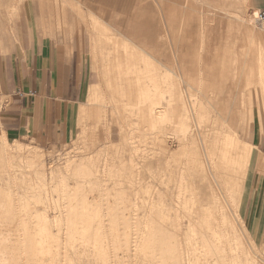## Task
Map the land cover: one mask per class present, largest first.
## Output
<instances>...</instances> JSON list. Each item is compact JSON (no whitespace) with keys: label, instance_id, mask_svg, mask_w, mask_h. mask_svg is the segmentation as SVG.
Returning a JSON list of instances; mask_svg holds the SVG:
<instances>
[{"label":"bare ground","instance_id":"bare-ground-1","mask_svg":"<svg viewBox=\"0 0 264 264\" xmlns=\"http://www.w3.org/2000/svg\"><path fill=\"white\" fill-rule=\"evenodd\" d=\"M199 2L201 3V6H202L203 4H205L206 0H199ZM256 19L259 22H262V23L264 22V20H261L259 18L258 13H257ZM141 23H143L142 20H141ZM103 29L106 31L109 30L106 27H104ZM123 35L124 34L120 30H117V32L115 34H113V37L109 38L107 40V41L112 42V43H109V42L108 43L111 44V46L113 45V50H114V52H116V57L113 58V59H115V62L114 63L111 62V63H113L112 65H113V67H115V68H113L116 72L115 76L116 77L118 76V78L114 77L113 81H111V82H115V84L112 83L114 86L113 87L109 86V87H111V89L113 88L114 93H115V91L116 92L118 91L120 93V98H128L129 99L128 101L121 99V101H122V104H124V106L129 105L130 110L126 111V113L136 115L137 121H135V119H134L136 124L140 123V125H141V123H147V125H149V128L154 127L155 125H159V124H165L166 126H167V124L168 125L172 124V125H174V127H175V125L180 126V128H182V130L184 128V130L181 134H177L175 136V134L172 133V134H174V136L173 135L172 136L175 137L177 140L175 138L173 139L171 136L172 139L170 141L167 140L168 141V143H167L166 139H165L164 141L166 143L163 144L164 147L160 151H163V154L164 155L167 154V155H169V157L170 156L172 157L174 154H175L174 156H176L177 152H182V151L185 152V153H183L184 156H185V154H191L194 157H192L190 155L191 156L190 158H193V159L195 158L194 160H196L195 161L196 162L195 164L197 165L196 169L198 167V169L200 170V171H198V169H197L198 173L194 174V176L198 177V179L196 178L197 180H195V177L193 178L192 174L190 173L191 167L188 166L185 161H183L185 158L188 157V155L184 159L181 158L182 159L181 161H183V162H181L180 165L178 164V166L176 168V177L173 179L174 187L176 188L175 189L176 190L175 196L169 197L170 205H168L166 203L167 205L165 206L166 207L165 209L163 208L162 204H163L164 199L167 196V194L165 192L161 191L159 188H155V190L152 189L149 191V194L147 196L148 198L146 199L147 202H149L150 204L153 202L152 193L155 191L156 202L158 203V206L155 208L156 212L154 215H152V210H150L148 212L149 213L148 215L150 217V219H148V220L153 221V219H155V218L161 219V217H163V219L164 218L165 219H171L168 221H170V222L172 221L174 224V227L172 226L174 228V230L172 228L173 233H171V230H169L171 226L169 227V229L165 227V225L167 226L168 222H166L167 224H165V225L162 223L160 224L158 222H152V221H151V223H148V220H145V218L148 217V215H145L146 213H144V215H145L144 217L142 216V218H144L143 223L145 221H147L143 225H145L147 227H153V229L151 230V228L150 229L148 228L146 230V232L144 231L145 236L147 238L144 237L145 238L144 239L143 237H141L142 239L141 238L140 239L145 240V243H144V241L139 242V240H140V239H138L139 235L137 236V233H139V231L141 230V228H140V230L138 229V227H139V225H141V223H139L140 221L134 222L133 218H135V219L137 218L136 220H138V215L135 212L133 214H129L126 217L128 219H133V222L130 224L131 229H132V233L130 232L131 236L129 234V237L126 236L128 234L127 232L122 231L127 227V225H126V227L124 229H122V227L126 224L125 221L122 222V220H121L122 218H124L123 215H121V214L118 215L117 213L113 214L114 213L113 212L112 214L114 215V218H116V220L110 221V223L105 224L103 221H104V219L108 218V213H106V209L109 208L108 206H111V205L109 204L110 202L107 198L108 197L107 195H110L108 193L109 189L108 190L104 189L102 191V193L99 191L100 196L98 199H95L93 196L87 197V195H85L83 193L81 194V196H79L78 199L80 201L81 206L84 208L86 207V209L81 208V206L79 208H76L75 210L72 209L71 207H69V208H67V207H58V208L55 207V209H58V212H57V214L55 213L53 215V217L54 218L57 217L60 220L59 223L62 222L61 223L62 227L60 226V224H58L61 227V230L63 229L60 232L61 234H59L60 236L56 235V239L53 238L54 239L53 241H51L49 238L48 240H50V242H51L50 246L40 245L39 243L35 244V245L33 244V246H32L31 243H36L37 240H36V238L35 239L33 238V237H35L33 235V233H31L27 230H24V232H23V226L26 225L27 223L24 221V220H26V216L23 215L25 212L23 214H21V212L23 209L25 210V208L22 206L23 209L21 210L20 207L18 206L19 203H17L18 202L17 197L19 198V196H16L18 194L17 191L16 190L12 191L14 193V196L12 198V197H8L6 195L5 191L0 190V215H1V217L4 218V221L10 220L9 222L12 221L13 223H15L14 221H16L18 223V224H16V226L18 225V227L20 225H22V227H19L18 230L21 228L24 237L20 238V239H22V241H24L25 243L31 245V246H29V245L27 246V244H26L22 247L21 245H19L16 242L19 246L18 245H17V247L13 246L14 244H12V246H11L10 245L12 243L10 241L11 239L7 241L6 238H9V236L6 234V236H8V237L4 238L5 237L4 236V237H2L3 239L1 238L2 240L0 239L1 240L0 243L2 244V245H0V253H2V254H0V264H55L56 261H57L56 264H71L72 258L71 259L69 258V257H71L70 254H69V256L67 255V253H68L66 251V250H68V248L66 247L67 245L66 246H65V244L60 245L61 241H64L65 238L67 237L66 235H69L71 237L72 234L78 233L80 235V238L78 240L82 241V243H83L87 239H91V237H93V236H98V235L102 234L103 236H101V239H102L101 241L103 242L104 240H106V242H107L108 240H111L109 235H110V232H112L109 230L110 228L108 229V227H109L108 225L114 226L115 227L114 230L117 229V231H116L117 234L114 233V235L118 236V237L117 236L116 237L119 239V241L116 240L117 238L115 239L118 244L121 241L125 242L124 240L127 239L126 240L127 242H125L126 244L127 243L129 244V245H126L127 248L131 249V247H132V249L135 250L136 248H138L140 243L143 242V244L140 245L139 247L141 248V246H142L144 248H141V249L138 248V250L142 251V249H144V251H142L145 255V257H142V258H144V259L146 258V262H144V264H264L263 257L260 254H258L252 246H250L251 250H247L239 242L238 238H236L235 230L233 229V227L231 225V221L229 219L230 217H229V214L226 210V207H227L229 209V211H232L234 213V215H237L236 210H237V205H238V200H239V194L241 191L239 179L241 178V172L244 169L243 168L241 170V168H242L241 163H242V161L245 163V160H247V159H245L246 154L250 152V149L249 150L247 149V146L245 143L244 144H245L246 148L245 147L241 148L243 146L242 145L243 142L241 143V141H239V139L237 138V136L235 135V132H234V124H235L236 118L234 117L233 114H236L239 110L237 111V109H236V110L232 111V110H229V108L231 105H237V106L241 105V107H242L241 110L244 111V114H246L245 113V109H246L245 107H247L248 103L251 101L250 96H249V99L246 102V100H245L246 92L250 87H254L255 92H260L261 94H264V78H174L178 74L184 75L185 72L187 74H189L188 73L189 67L187 68V66H188L187 61L183 62V65L178 64L179 67L177 65H175L178 67V69H175L176 67L174 68V66H173V68H171L170 66L161 63V61L158 63L157 56L154 54L155 50H156V42H155V45L151 42V41H153V40H151L152 37H150V39L148 41H146L151 45L144 43V46H143L142 39H141V41H139V42H141V44H137L138 42L134 41L135 39L125 38ZM98 36H100V35H98ZM100 37L104 40V42L106 41L104 39V36H100ZM99 43H101V41ZM109 44H107V45H109ZM152 45H154V46H152ZM105 46H106V42H105ZM102 47H103V45H102ZM108 48H109V46H108ZM107 50H109V49H107ZM102 52H103V50H102ZM107 52L108 51H106V53ZM229 53L232 55L231 51ZM114 54H113V56H114ZM106 55H105V57L108 56V55L107 56ZM231 55L229 57H231ZM194 56L196 59L202 58L201 57L202 54L199 51L197 52L194 50L189 51V55H188V53H184L181 57H183V59L189 58V61L190 60L192 61L193 59H195ZM105 61H107V60H105ZM183 61H185V60H183ZM98 64H99V62H98ZM191 64H192L191 66H193V64H195V67H197V69L195 71L197 77L202 76V75L216 76L217 71H218V67L223 65V63H218L217 65L212 64L211 66H208L207 64L201 63L200 61L196 62V63L191 62ZM189 65H190V63H189ZM203 66H205V67H203ZM107 67H109V66H106V68ZM182 67L184 69H182ZM111 68H112V66H111ZM109 69H110V67H109ZM246 72L248 74H250V73H252V69L246 68ZM108 73L113 74V72H111V71H109ZM114 74H113V76H114ZM236 74H237V68H234L233 69V76H235ZM121 77H124V78H121ZM114 79H115V81H114ZM242 79H243L242 84H240V82H241L240 80H242ZM234 80L236 81V83L234 82ZM101 83L102 82H100V85H102ZM95 88L100 90L101 86H100V88H97V87H95ZM95 88H93V85L90 86V88L88 89V92L86 94L87 99L90 100V98L91 99L94 98L93 97L94 96L93 89H95ZM96 92H97V90H96ZM99 93H100V91H99ZM119 93H116V94L119 95ZM197 93H199L201 96L199 99L196 97ZM97 95H101V93L97 94ZM114 95H111L108 98H110L112 100L114 98ZM99 98H100V96H99ZM255 98H257V97H255ZM95 101H98V100L96 99ZM98 102H100V101H98ZM112 102H113V100H112ZM114 102H116V101H114ZM95 103H97V102H95ZM118 103H119V101L117 102V104ZM100 104H102V103H100ZM112 104L113 103H111V105ZM85 106H87V105H85ZM118 106H119V104H118ZM93 107H92V109H93ZM122 107H123V105H122ZM98 108H100V106ZM103 108H104V106H103ZM86 109L85 110L82 109V110L86 111ZM117 109H118V107H117ZM87 110H89V109H87ZM93 110H95V109H93ZM96 111H98V110H96ZM102 111H103V109H102ZM79 112H82V111H79ZM101 112H100V115H101ZM83 113H85V112H83ZM90 113H92V112L90 111ZM105 113H107V112L105 111ZM115 113H117V112H115ZM229 114H232V115L230 116ZM95 116H96V114H95ZM95 116H93V117H95ZM85 117H87V116H85ZM97 117H96V119H97ZM106 117L108 118V116H106ZM118 117H119V115H118ZM243 117L245 118L244 115H243ZM107 118H106V120H107ZM109 118H110V116H109ZM113 118L115 119V117H113ZM93 119L95 120V118H93ZM100 119H103V118H100ZM112 119H111V122H112ZM117 119H119V118H117ZM117 119H115V120L117 121ZM103 120H105V119H103ZM122 120H120V121H122ZM126 121H125V123H126ZM128 121H129V119H128ZM105 122L103 124L104 126H105ZM108 122H110V121H108ZM98 123H102V122H98ZM116 123H113V124H116ZM125 123H123V124H125ZM85 124H86V122H85ZM120 124H121V122H120ZM92 126L93 125H91L90 127H92ZM95 126H96V124H95ZM159 126H160V128L162 127L161 125H159ZM124 127H126V126L124 125ZM138 127L141 128V126H138ZM170 127H172V126H170ZM221 127L223 128L224 131L220 135V133L217 132L216 130L218 128L221 129ZM81 128L83 129L85 127L83 126ZM118 128H119V126H118ZM130 128H133V127H130ZM142 128H143V126H142ZM165 128H167V127H165ZM87 129H88V127H87ZM105 129L107 130L108 128L105 127ZM158 130H160L159 127H158ZM158 130H157V132H158ZM120 131H122V130H120ZM131 131H133V130L131 129ZM162 131L165 133V134L164 133L163 134L166 135L168 128H167V131L163 130V129H162ZM173 131L177 132V133L180 132L178 130L177 131L173 130ZM173 131L169 130L168 133L173 132ZM81 133H83V132H81ZM106 133H107V131H106ZM123 133H124V135H123L124 140H126L128 142L127 144L131 146L129 148H131V151L132 150L135 151L137 146L135 147V143L133 141L134 139H133V136L131 135L132 132L128 136H126V133L124 131H123ZM137 133H138V131H137ZM108 134H107V136H108ZM143 134L145 135L146 133L144 132ZM158 134H160V131ZM163 134H161V135H163ZM170 135H171V133H170ZM197 135L200 139V144H201V145H199L200 147L197 145V138H196ZM138 136H140V134ZM141 136H143V135H141ZM136 137H137V134H136ZM164 137H166V136H164ZM168 137H170V136H168ZM142 138L143 137H141L140 139H142ZM161 140H163V139H161ZM139 141H141V140H139ZM135 142H137V141H135ZM143 142H145V141H143ZM106 143H108V141H106ZM85 144H87L86 141H85ZM0 145H2L4 147L3 148L4 151L2 150V148L0 150L5 152V154H6V157H5L6 163H5L1 157L3 152L2 153L0 152L1 153L0 159L2 160V165L5 163L4 165L6 167V170L9 171L8 173H10L8 175L11 177V179L9 180L10 182H8L7 180L6 181L13 188L18 187L17 186V180L18 179L15 180V177H16L15 173L16 172L14 173V171H12L13 170L12 167L14 166V162H12V160L10 158L11 155H15L18 153L17 156L19 157V160L20 159L25 160L24 166H21L20 164H17V165L15 164L16 166H18V168L23 167L22 169H23V175L24 176H27L29 174V170H32V171L35 170L34 174H36L37 170L44 171V161L42 158V156L44 155V151L41 150L40 148L39 149L38 148L37 149L24 148V147H22L21 144L15 143V142H13V144L11 145L10 142H8L6 140V138L3 134L0 135ZM81 145H82V143H81ZM91 145H93V143ZM239 145H241V147H239ZM116 146H118V145H116ZM248 146H250V144ZM104 147H102V148H104ZM113 147H114V145H113ZM238 148H240V149H238ZM99 149H100V147H99ZM106 150H105V152H107ZM155 150H158V149H155ZM140 151H142V150H140ZM144 152H147V151H144ZM143 154H145V153H143ZM143 154H141V155H143ZM160 154H162V153H159V155ZM105 155L103 154V151L102 152L99 151V152H96L95 154H93L91 156H88V158L86 157L87 159L84 157V155H81L77 160L72 159V158H68L63 163H57L51 169V174H53V176L55 175L58 178V181H59L58 182V185H59L58 193L61 196H63L65 193L64 187L66 185V182L64 180V176L61 174L62 166H64L63 169L67 170L68 172L72 171L75 173V176L79 179V181L77 182V186L80 190H83L86 186H88L92 192L93 188L96 187V186H94L96 184V181L94 184V180L92 181V179H93L92 177L94 175V172L98 171V168H101V174L103 176V178L101 180H102V182H104V179H105L104 175H105L106 169L108 167V165H107L108 161H107ZM109 155H111V154H109ZM147 155H150V157H152V152H150V154L148 153ZM134 156H135V154H134ZM177 156H181V154L178 155V153H177ZM177 156H176V159H177ZM249 156H250V154L247 156V158H249ZM124 157H126V156H124ZM142 157H144V156H142ZM107 158L109 159V157H107ZM110 158H112V157H110ZM174 158H171V159H174ZM100 159L102 160V164H99L101 162ZM132 159H134V157ZM142 159H144V158H142ZM150 159H152V158H150ZM171 159H169V160H171ZM165 160H167V159H165ZM178 160L179 159H177V162H178ZM192 161H190V162H192ZM132 162H134V161H132ZM167 162L171 163V161H166V164H167ZM190 162H187V163H190ZM246 162H248V160ZM113 163H114V161H113ZM129 163L130 162H128V164ZM136 163L134 162L132 164V166H134L137 169ZM173 163H175V162H173ZM192 163H190V164H192ZM137 164H139V161ZM141 164H142V162H141ZM164 164H163V166H164ZM4 165H3V169L5 168ZM120 165L123 169L124 167H123L122 161H121ZM125 165H126V163H125ZM116 166H117V164H116ZM141 166H143V165H141ZM169 166H170V164H169ZM246 166H247V164H246ZM18 168L16 167V169H18ZM114 168H115V166H114ZM138 168H139V166H138ZM168 168H170V167H168ZM119 169H121V168H119ZM147 169L148 168H146V170ZM165 169H167V168H165ZM194 169H195V167H194ZM245 170H246V168H245ZM120 172H121V170H120ZM149 172H151V171L149 170ZM115 173H114V175H115ZM122 173H125V172L122 171ZM132 173H134V172H132ZM140 173L142 174V171ZM43 174L41 173V175H36V177L41 180V185H45V182H44L45 177ZM118 174L116 173L117 176H118ZM126 175L127 174H125V176ZM122 176L124 177V175H122ZM130 176H131V174H130ZM133 176L134 175H132V177ZM5 177H6V175H5ZM140 177H142V175ZM3 178H4V176H3ZM96 178H95V180H96ZM125 178H127V177H125ZM134 178H136V177H134ZM169 181H171L170 178L167 179L166 181L164 178L163 182H161V183L165 182L166 184H168ZM3 182H5V180ZM138 182H135V184ZM97 183H98V181H97ZM170 183H169V186H170ZM118 184H119V182H118ZM4 185L7 186V184H4ZM141 185H139V186H141ZM105 186L107 187L108 183H107V185L105 184ZM110 187H111V185H110ZM116 188H118V187H116ZM129 189H132V188H129ZM200 189H202L204 191L207 189V195L205 193L201 192ZM173 190H174V188H173ZM117 191L118 190H116V192ZM121 191L122 190H120L119 192H121ZM44 192H46L45 189H44ZM109 192L111 193V191H109ZM78 193H79V191H78ZM95 193H96V191H95ZM25 194L26 193H23V195H25ZM137 195L134 196V199L137 198ZM39 200H41V202L42 201L44 202V200H46V197H45V199H41L39 197ZM52 200L54 201V199H52ZM165 200H167V199H165ZM119 201H121V200L119 199ZM12 202L14 205H12ZM21 202L22 201H20V203ZM62 202H64L63 198H62ZM166 202H168V201H166ZM132 203H134V201H132ZM135 203H134V205H135ZM137 203H138V201H137ZM103 205H105V206H103ZM135 206H137V205H135ZM137 207H136V209H137ZM148 208L153 209V207L151 205H149ZM66 209H67V211L64 213L63 211ZM112 209H114V208H112ZM138 209L142 210V208H140V207ZM144 209H146V208H144ZM117 210H118V208H117ZM162 210H166V213H164V214L161 213ZM133 211H135V210H133ZM42 212L43 213L39 214V211H36L34 209L33 213H31L32 216L35 218L34 223H35V225H37L36 229L38 228V230L34 231V234L36 235V233H37V235H39V233H40L39 236L36 235L39 238L41 236H43V234L41 235L42 232H39V230L41 231L40 228H42V226H44L46 223L42 220H46L45 218L49 216V215H47V208L46 207L42 208ZM131 212H132V210H131ZM181 216L185 217L187 219V224L183 227V229L186 227V232L188 234H186V232L182 233V231H183L182 226L183 225L181 223L182 221L181 222L179 221L182 219ZM3 218L1 220H3ZM109 218H110V216H109ZM110 219H113V218H110ZM237 219H238V217H237ZM40 220L42 222H38ZM68 221L70 222L69 224H68ZM12 222H11V224L13 225ZM107 222H108V220H107ZM170 224H172V223H170ZM44 227H48V225H46ZM25 228L26 227H24V229ZM128 228H130V227H128ZM70 229H73V230H70ZM131 229H129V230H131ZM137 229L139 231H137ZM126 230L127 229H125V231ZM59 231H60V229H59ZM64 234H65V236H64ZM78 234H76V235H78ZM140 235H144L142 230H141ZM125 236L128 237L129 239L124 238ZM69 238H68V240H69ZM40 239H43V238H40ZM82 239H84V240H82ZM98 240H100V239H97L96 237H95V239H92V241H94L95 243ZM64 242H62V243H64ZM66 242H67V240H66ZM123 242H122V244H123ZM8 243H10V244H8ZM19 243H21V242H19ZM45 243H47V242H45ZM111 243H113V242H111ZM48 244H49V242H48ZM122 244H120V245H122ZM120 245H119V249L121 247ZM126 246L124 245V248H126ZM60 248L62 251H59ZM95 248L101 250V249H103V246L99 244V246H96ZM124 248H122V249H124ZM127 248H126V250L129 251V249H127ZM77 249H79V248H77ZM34 250L35 251L36 250H40V251L42 250L44 253L39 251L41 254H36V253H34ZM82 250H83V248H82ZM12 251L14 253H12ZM74 251H77V250L75 249ZM141 251H139V255H138V252H136V251H134V252H135V254H137L138 256L141 257V254H140ZM36 252H38V251H36ZM122 252H125V251H122ZM45 253H47V254H45ZM72 253H73V251H72ZM74 253H76V252H74ZM78 253H79V251H78ZM96 253H98V252H96ZM117 253H118V251H117ZM127 253H129V252H127ZM88 254L86 253L85 257H87V258H86L85 263H83V264H90V262L88 260V256H90V255H88ZM132 254H134V253H132ZM135 254H134V256H136ZM75 255L78 256V254H75ZM79 255L81 256L80 253H79ZM109 255L111 256V254H109ZM112 255H114V254H112ZM93 256L95 258L96 255H93ZM104 256H107V255H104ZM114 256H116V255H114ZM138 256H137V258H138ZM98 257H99V255L97 256V258ZM101 257H103V254H102V256H100V258ZM109 257H107L106 259L108 260ZM81 258H83V255ZM114 258L115 257H111V260H110V258L108 261L106 260L107 263L105 261H103V262H105L106 264H115L117 261L114 262V260H115ZM128 258H127V262L129 261ZM137 258H136V261H137ZM83 259H85V258H83ZM83 259H82V261L84 262ZM133 259H134V257H133ZM97 260L98 259H96V261ZM102 260H105V259H102ZM77 261L78 262L76 264H81V261H79L78 258H77ZM101 263H102V261H101ZM137 263H139V262H137ZM116 264H118V263H116ZM121 264H122V262H121ZM128 264H130V263H128ZM132 264H136V262H133Z\"/></svg>","mask_w":264,"mask_h":264},{"label":"rangeland","instance_id":"rangeland-1","mask_svg":"<svg viewBox=\"0 0 264 264\" xmlns=\"http://www.w3.org/2000/svg\"><path fill=\"white\" fill-rule=\"evenodd\" d=\"M54 1L58 2L57 0H52L51 5L53 7V10H54V5L58 4V3L54 4ZM113 1L114 0H111V5H106L102 1L98 2L97 3L98 7L94 8L93 10L94 11H99L100 7L103 8V9L105 8V10H109V9H111L112 7H114L116 5L117 12L114 13V16H112L111 18L101 17V19L104 20L106 22V24H108L107 27L110 28V31L115 32L116 27L114 25L117 24L116 26H118V28H120V30H122L121 32L124 34L123 36L125 38H131V39L133 38V39H135L134 41H137L138 42L137 44H141V42H139V41H141V39H143L142 38V32H144L143 37H144L145 41H143V42L145 44L151 45L148 42H146V36H147L146 33H148L149 37H152L151 40H153V41H151V40L150 41L154 45H155V42L157 41V44L159 46V50H160V53H161V56H160L161 63H163L165 65H168L171 68H173V66H174V68L176 67L175 69H178V67H179L178 64H182L183 65V62L187 61L188 62L187 63V65H188L187 68L189 67V70H188L189 74H187L185 72L184 75H182V74L179 75L178 74L174 78H197V75L195 73L197 67H195V64H193V66H191L192 65L191 62L192 63H196V62L200 61L201 63H204V64L208 63L209 64L210 62L214 61L212 56L214 54H216L217 47L220 46V45L216 44L215 38L218 37L219 33H221V34L224 33L223 32L224 28L220 27L221 26L220 25V20H223V21L226 20L223 17H219V15H218L219 12H217L215 9H213V11H212L214 18H213V20L211 22L208 23L209 25L206 28H201V27L197 28L194 24L191 27L184 26V23H185V17H187L189 15H192L193 13L196 14V16H198V17L201 16V14H202L201 13V10H202L201 8H202V6L204 4L201 6V3L199 2V0H160V5L162 7V11L159 12V17H158V13H157L156 0H150L149 4H147V2L143 3V2L140 1L139 5H137V3H134L135 0H131V1H129V0H127V1L126 0H116V2L114 4H113ZM205 3H207V2H205ZM62 4H63V8H64L62 11H55L54 10L53 13L51 14L52 16H45L46 14L45 15L43 14L42 17H40V22H41L40 25H41L42 31L45 34L46 30H49L52 33V35H51L52 38H54V40L58 41V43L65 44V45L67 43H69L70 46H72L71 44H76L75 46H77V48H78L77 51H78L79 60H80V62H82L83 54H87V52H88V35H87V32L85 31L84 27L89 32L93 31L92 28L95 27L94 20L97 19V18H95L92 13H84V12H88L89 9H92V8L89 7V5L88 6H84L83 5L84 6V7H82V9L84 11L83 12L82 10H79V7H80L81 4H79V6H76V2L74 0H64V3H62ZM62 4L59 3V6H56V7H58L59 10H60L61 7H62ZM147 6L149 7V11H145V15L146 16L147 15L148 16H156L159 19L158 26L155 25L156 24V18L155 17L154 18H150V19H142L143 23H140V21H136L137 19L135 17V14L136 15H140L141 11L144 8H146ZM163 9H164V14H163ZM206 15L209 18L211 16V14H209V13H207ZM248 15H249V13H248ZM78 16H79V18H78ZM158 19H157V23H158ZM217 20H219V21H217ZM250 22L252 23L253 27H255V29L258 32L261 30V27H264V23L259 24V22L256 20V18L253 19V16H252V18H250ZM156 31H157V34H156ZM153 32H154V34H153ZM98 35L102 36L104 34H101V33H99V34L90 33L89 34V38L91 37L90 38V42H91L92 58H91V55H89V56L87 55L88 58H87V62L85 64V66H84L83 72H84V75L86 76V78H95V74L92 71L91 65H90L91 64V60H92L95 63V69L98 72V76H99L96 84L93 85V88H95V87L100 88V86H101V88H100V90H98L96 88L93 89V91H94V96L93 97L94 98H92V99L90 98V100L87 99V98H83L80 101V103L74 104V105H72L70 107L69 116H68V134H69L68 138L69 139L64 140L63 142H61L59 144H50L48 146H41L42 148L38 147L39 145H37L36 143H34L32 141H28V140H20L23 143L15 142V143L21 144L22 147H24V148H33V149H37V148L39 149L40 148L41 150H43L44 151V155L42 156V158H43V161H44V171L37 170L36 174H34L35 170H33V171L29 170V174L27 176H24L23 175V169H22L23 167L22 168H20V167L18 168V166H16V165L20 164L21 166H24L25 165V162H24L25 160L20 159L21 160L20 161L19 157L17 156L18 153L15 154V155H11L12 157L10 156V158H11L12 162H14V166L12 167V169H13L12 171H14V173L15 172L17 173V174L15 173V175H16L15 180L18 179L17 180V186L19 187V188L18 187H16V188L14 187L15 188L14 189L10 184H8V182H10L9 180L11 179V177L8 175L10 173H8L9 171L6 170V167L4 165L6 163L5 162L6 154H5V152H3L4 151V149H3L4 147L2 145H0V149L2 148V150H3V151L0 150L1 153L3 152L2 156H1V153H0V156L2 157V160L5 162V163L3 162L4 163L3 165L5 167L3 169L2 160L0 159V190L5 191L6 195L8 197H12V198L14 196V193L12 191L13 190L17 191L18 194L16 196H19V198L17 197V201H18L17 203H19L18 206L20 207L21 210L23 209V207L25 208V210L23 209L22 212H21V214H23L25 212L23 215L26 216V220H24V221L27 223L26 225L23 226V232H24V230H27V231L33 233V235L35 236L33 238L34 239L36 238V240H37L36 243H31L32 246H33V244L35 245V244H38V243L40 245L50 246V244H51L50 240L53 241L54 239H56V235L60 236L59 234H61L60 232L63 230V229L61 230V227H62L61 223L62 222L59 223L60 220L57 217L56 218L53 217V215L55 213L57 214V212H58V209H55V207H57V208L58 207H67V208L71 207L72 209L75 210L76 208H79L81 206L80 201H79L78 198H79V196H81L82 193L87 195V197L93 196L95 199H98L99 196H100L99 191L102 193V191L104 189H106V190L109 189L108 193L110 195H107L108 196L107 198H108V200L110 202L109 204L111 206H108L109 204L107 205L109 207V208L106 209V213H108V218L104 219L103 222L105 224L106 223H110V221L116 220V218H114L113 214H115V213H117L118 215L121 214L124 217V218L121 219L122 222L125 221V223H126V224L124 223L125 225L122 227V229H124L126 227V225H127V227L125 228L127 230L126 231H125V229L122 230L123 232H127L128 233V234L126 233L127 234L126 236L129 237L130 232L132 233V229H131L130 224L133 222V219H134V222L135 221H137V222L140 221L139 223H141V225H139L138 229L140 230V228H141V230L143 231V234H144V235H140L141 234V230L139 231L137 229V231H139V233H140V234L137 233V236L139 235L138 239H140L141 237L147 238L145 236L146 230L148 228L149 229L151 228V230H152L153 227H147V226L143 225L147 221H145L143 223L144 218H142V216L144 217L145 215H148L149 214L148 212L150 210H152V215H154L155 212H156L155 208L158 206V203L156 202V193H155V191L152 193L153 202L151 204L149 202H147L146 199L148 198L147 196L149 194V191L152 190V189L155 190V188H159L161 191H163V192H165L167 194V196L165 197V199H167V200L164 199V202L162 204L163 208L165 209L166 208L165 206L167 204L170 205L169 197L175 196V192H176L175 189L176 188L174 187L173 179L176 177V168H177L178 164L180 165L181 162L185 161L186 164L191 167V172L190 173L192 174V177L193 178L195 177V180L198 179V177L194 176V174H197L198 171H200V170L197 167V169H198V171H197V169H196L197 165L195 164L196 160H194L195 158L194 159L190 158L192 156L191 154H185V156H184L183 153H185V152H183L182 150H181L182 152H177L178 155L181 154V156H177V153H176L177 159H179L178 162H177L176 156H174L175 154L172 157L171 156L169 157V155H167V154L164 155L163 151H160L164 147L163 144H165L166 142L168 143V141H170L172 138L174 139L175 138V137H173L174 134H175V136L177 134H181L183 132L184 128L182 130V128H180V126L175 125V127H174V125H172V124H170V125L167 124V126L165 124H159V125L162 126L161 128H160L159 125H155L154 127H150L149 128V125H147V123H141V125H140V123L136 124L135 123V121H137L136 115L126 113V111L130 110L129 109V105H125L124 106V104H122L121 99L122 100H126V101H128L129 99L128 98H120V93L118 91L117 92L115 91V93H114L113 88L111 89V87L114 86L113 84H115V82H111V81H113V78L116 77L115 76L116 72L113 69L115 67H113V65H112L115 62V59H113V58L116 57V52H114V50H113V45L111 46V44H109V43H112V42L105 41L106 42V46H107L106 47L104 40ZM112 37H113V35L110 36V38H112ZM98 39L101 41V43H99L100 41ZM214 40H215V42H214ZM107 44H109V45H107ZM102 45H103V47H102ZM154 45H152V46H154ZM108 46H109V48H108ZM143 46H144V44H143ZM227 46H229V44H227ZM201 48H202V50H203V48H205V50L202 51L203 55L201 56L202 58H200L201 60L199 58L196 59L195 56H194L195 59L192 58L193 59L192 61L191 60L189 61V58L183 59V57H181L184 53H188V55H189V51L191 49L194 50V51H200ZM107 49H109V50H107ZM224 49H225V47H224ZM102 50H103V52H102ZM106 51H108V52L106 53ZM112 53L113 54L115 53L114 56H113ZM154 54L156 56H158V53L156 52V50H155ZM105 55L107 57H105ZM230 55L231 54L229 53V51L223 50L221 52V56L217 59V61L219 63H223V65L218 67V71H217V74L215 76L216 78H243V76L238 75V74L233 76V69L235 68L233 64H234L235 61H234V56L231 55V57H229ZM105 60H107V61H105ZM183 60H185V61H183ZM98 62H99V64H98ZM109 62L110 63L113 62V63L110 64ZM189 63H190V65H189ZM175 65H177L178 67L175 66ZM106 66H109L111 70L109 69V67L106 68ZM111 66H112V68H111ZM203 67H205V66H203ZM182 69H184V68L182 67ZM109 71L113 72V74L115 73L114 76H113V74L108 73ZM116 78H118V76ZM121 78H124V77H121ZM254 78H256V77H254ZM114 81H115V79H114ZM240 81H241L240 84H242L243 79L240 80ZM100 82H102L101 83L102 85H100ZM234 82L236 83L235 80H234ZM109 86H111V87H109ZM96 90H97V92H96ZM99 91H100L101 95H97V94H100ZM116 93H119V95L116 94ZM260 94H261L260 92H255L254 87H250L247 90V92H246L245 100L247 102V100L249 99V96H250V98L251 97H257ZM111 95H114V98L112 99L113 102H112V100L110 98H108ZM99 96H100V98H99ZM196 97L199 99L201 96H200L199 93H197ZM96 99L98 101H100V102L95 101ZM117 100L119 101V103H118L119 106L117 104V102H118ZM4 101H5L4 99H1L0 100V104L1 103L4 104ZM114 101H116V102H114ZM95 102H97V103H95ZM100 103H102V104H100ZM111 103H113L114 105L113 104L111 105ZM85 105H87V106H85ZM122 105H123V107H122ZM99 106H100V108H98ZM103 106H104V108H103ZM92 107L95 110H93ZM117 107H118V109H117ZM86 108L89 109V110H87ZM245 108H246L245 109V113L246 114H244V111L241 110L242 109L241 105H238V106L237 105H231L229 110H232V111L236 110V109H237V111L239 110L236 114L232 113L234 115V117L236 118L235 119V124H234V132H235V135L237 136V138L239 139V141H241V143L243 142V144H242L243 146L241 147V145H239V147H241V148L245 147L246 148V146H247V149L248 150L250 149V152L248 151L249 153L246 152L247 154H246V157H245V159H247L248 162H246L247 160H245V163L243 161L241 163V165H242L241 170L243 168L244 169L242 170L241 178L239 179L240 190L241 191H240V194H239L238 207H237L240 220L242 221L247 233L244 230L243 226L241 225L240 221L237 219V215H234V213L232 211H229V209L226 207L227 205L225 207H226V210H227V212L229 214V217H230L229 219L231 221V225H232L233 229L235 230L236 238H238L239 242L247 250H251L250 246H252L254 248V250L258 254H260L263 257V259H264V236L254 237L252 234H250V232L246 228V224H245V222H244V220H243V218H242V216H241V214L239 212L240 200H241V196H242V192H243L244 182H245V179H246V176H247V173H248L249 164H250L252 156H253V151L256 148L254 140H255V138H256L258 133H260L261 136L264 137V116L259 118V117H257L256 114L250 113L248 111L247 107H245ZM82 109H84V110L86 109V111H84ZM102 109H103V111H102ZM96 110H98V111H96ZM79 111H82V112H79ZM90 111L92 113H90ZM105 111L107 113H105ZM83 112H85V113H83ZM100 112H101L102 116L100 115ZM115 112H117V113H115ZM95 114H96V116H95ZM117 114L119 115V117H118ZM232 114H229V115L231 116ZM84 115L87 116V117H85ZM92 115L95 116V117H93ZM243 115L245 116V118L243 117ZM106 116H108V118ZM109 116H110V118H109ZM92 117L95 118V120ZM96 117H97V119H96ZM113 117H115V119L119 118L120 120H122L123 118L124 119L122 121L117 119V121H118L117 122ZM100 118H103L105 120L100 119ZM106 118H107V120H106ZM111 119H112V122H111ZM128 119H129V121H128ZM134 119H135V121H134ZM124 120L128 121V122L126 121L127 124L125 123ZM103 121L104 122L106 121L105 122V126L103 125L104 124ZM108 121H110V122H108ZM85 122H86V124H85ZM98 122H102V123H98ZM120 122H121V124H120ZM113 123H116V124H113ZM123 123H125V124H123ZM95 124H96L97 127L95 126ZM82 125L85 128L82 129L81 128V127H83ZM91 125H93V126L90 127ZM124 125L127 128L124 127ZM118 126H119V128H118ZM138 126H141V128L143 126V128H142L143 130L141 128H139ZM170 126H172V127H170ZM87 127H88V129H87ZM105 127L108 128V129L106 130ZM130 127H133V128H130ZM158 127H159L160 130H158ZM165 127L168 128V131H167V128H165ZM131 129L133 131H131ZM156 129L158 130V132H157ZM162 129L167 131L166 135H164L165 133L162 131ZM221 129L218 128L216 130L217 132L220 133V135L224 131L222 127H221ZM105 130L107 131V133H106ZM120 130H122V131H120ZM169 130H171V131H173V130L177 131L178 130L180 132L177 133V132L173 131V132H170L171 133V135H170V133H168ZM123 131L126 133V136H128L132 132L131 135L133 136V139H134L133 141L135 143V147L137 146L135 151H133V150L131 151V148H129L131 146L127 144L128 142L126 140H124ZM137 131L140 134V136H138L139 134L137 133ZM159 131H160V134H158ZM81 132H83V133H81ZM142 132L143 133L145 132L146 134L144 135ZM172 133H174V134H172ZM107 134H108L109 137L107 136ZM136 134H137V137H136ZM161 134H163V135H161ZM141 135H143V136H141ZM164 136H166V137H164ZM168 136H170V137H168ZM171 136H172V138H171ZM141 137H143V138L140 139ZM196 138H197V145L198 146L201 145L198 135L196 136ZM138 139L141 140L142 142L143 141H145V142L142 143ZM161 139H163V140H161ZM165 139H166V142L164 141ZM9 141L11 142L10 143L11 145L14 142V141H11V140H9ZM85 141H86L87 144H85ZM106 141H108V143H106ZM135 141H137V142H135ZM81 143H82V145H81ZM92 143H93V145H91ZM244 143L246 144V146H245ZM249 144H250V146L252 148L250 146H248ZM113 145H114V147H113ZM116 145H118V146H116ZM101 146L102 147L105 146L104 147L105 149L102 148ZM99 147H100V149H99ZM155 149H158V150H155ZM238 149H240V148H238ZM105 150L107 152H105ZM112 150L113 151L115 150V151L113 152ZM140 150H142V151H140ZM95 151L96 152H99V151L102 152L103 151L104 155L108 154L107 156L105 155V157H106V159L108 161L107 162L108 167H107L106 173L104 175V178H105L104 182H102V180H101L103 178V176L101 174V168H98V171L94 172V175L92 177L93 178L92 181L94 180V184H95V181H96V184L94 185L96 187L93 188L94 192L93 191L91 192V189H89L88 186H86L83 190H80L78 188V186H77V182L79 181V179L75 176V173L72 172V171L68 172L67 170L63 169L64 166H62L61 174L64 176V180L66 182V185L64 187L65 188V193H64L63 196H61L58 193V189H59L58 178L55 175L53 176V174H51V169L57 163H63L68 158H72V159L77 160L81 155H84L85 158L86 157L88 158V156H91V155L95 154L96 153ZM144 151H147V152H144ZM150 152H152V157H150V155H147L148 153L150 154ZM140 153L141 154L145 153V154L141 155ZM159 153H162L163 155L162 154L159 155ZM109 154H111V155H109ZM134 154H135V156H134ZM249 154H250V156H249V158H247V156ZM257 154H258L259 160L264 162V156L262 154H260L259 151H258ZM187 155H188V157L185 158ZM124 156H126V157H124ZM142 156H144V157H142ZM107 157H109V159ZM110 157H112V158H110ZM131 157L132 158L134 157V159H132ZM192 157H194V156H192ZM142 158H144V159H142ZM150 158H152V159H150ZM171 158H174V159H171ZM181 158H183V159L185 158V159L183 161H181L182 160ZM165 159H167V160H165ZM169 159H171V160H169ZM120 160L123 163V167H124L123 169H122V167L120 165L121 164ZM131 160L134 161L135 163L136 162L138 163V161H139V164L136 163L137 169L134 166H132V164L134 162H132ZM113 161H114V163H113ZM123 161L126 163V165H125V163ZM166 161H171V163L167 162V164H166ZM190 161H192L193 163L190 162ZM128 162H130V163L128 164ZM141 162H142V164H141ZM173 162H175V163H173ZM187 162H190L192 164L187 163ZM168 163L170 164V166H169ZM99 164H102V160H101V162ZM116 164H117V166H116ZM163 164H164L165 167L163 166ZM246 164H247V166H246ZM141 165H143V166H141ZM15 166L18 169H16ZM114 166H115V168H114ZM138 166H139V168H138ZM168 167H170V168H168ZM194 167H195V169H194ZM119 168H121V169H119ZM146 168H148V169L146 170ZM165 168H167V169H165ZM245 168H246V170H245ZM120 170H121V172H120ZM149 170L151 172H149ZM122 171L125 172V173H122ZM131 171L134 172L135 174L132 173ZM141 171H142V174L140 173ZM115 172L117 174L119 173L118 176L116 175ZM41 173L42 174L44 173L43 175L45 177V179H44L45 180L44 181L45 185H41V180L36 177V175H41ZM114 173H115L116 176L114 175ZM121 174L124 175V177ZM125 174H127V175L125 176ZM130 174H131V176H130ZM140 174L142 175V177H140L141 176ZM2 175L4 176V178H3ZM5 175H6V177H5ZM132 175H134V176L132 177ZM125 177H127V178H125ZM134 177H136V178H134ZM95 178H96V180H95ZM164 178H165V181L167 179H169V178H170L171 181H169L168 184H166L165 182L161 183V182H163ZM4 180H5V182H3ZM113 180L115 182L116 181L117 182L115 183ZM97 181H98V183H97ZM118 182H119L120 185L118 184ZM135 182H138V183L135 184ZM3 183L7 184V186L4 185ZM107 183H108V186H107L108 188L105 186V184L107 185ZM169 183H170V186H169ZM110 185H111V187H110ZM139 185H141V186H139ZM116 187H118L122 191L119 192L120 190L118 188H116ZM129 188H132V189H129ZM173 188H174V190H173ZM44 189L46 190V192H44ZM116 190H118V191L116 192ZM78 191H79V193H78ZM95 191H96V193H95ZM109 191H111V193ZM200 191L207 195V189L205 191L200 189ZM23 193H26V194L23 195ZM135 195H137L138 199L137 198L134 199ZM44 196L46 197V200H44V202L43 201L41 202V200H39V197L41 199H45ZM62 198H63L64 202H62ZM52 199H54V201ZM119 199L121 201H119ZM20 201H22V202L20 203ZM132 201H134V203L136 202L135 205H137L138 207L135 206L134 203H132ZM137 201H138V203H137ZM166 201H168V202H166ZM12 205H14L13 202H12ZM149 205H151L153 207V209H149L148 208ZM103 206H105V205H103ZM115 206L118 208V210H117V208ZM44 207L47 208V215H49L48 216L49 218L46 217L45 218L46 220H42V221L46 222L44 226L48 225V227H44V226H42V228L39 227L41 229V231L39 230V232H42L41 235L43 234V236L40 237V238H43V239H40L39 237H37V236L40 235V233H39V235H37V233H36L37 236L34 234V231L38 230V228L36 229L37 225H35V223H34L35 222V220H34L35 218L32 216L31 213H33L34 209L36 211H39V214L43 213L42 212V208H44ZM136 207H137V209H136ZM139 207L142 208V210L141 209L139 210L138 209ZM81 208H84V207L81 206ZM112 208H114V209H112ZM144 208H146V209H144ZM84 209H86V207ZM131 210H132V212H131ZM133 210H135V211H133ZM66 211H67V209L64 210L63 212L65 213ZM134 212L138 215V220H136L137 218L136 219L135 218H133V219L126 218L129 214H133ZM144 213H146V214L144 215ZM161 213H163V214L166 213V210H162ZM109 216H110V218H113V219H110ZM2 218L3 217H1V215H0V232L2 231L0 233V239L2 237H4V236H5L4 238L9 236V238H6V239H7V241L11 239L10 241L12 243L11 242H10L11 244L8 243L11 246H12V244H14L13 246H16V247H17L18 244L21 245L22 247L24 245H26L27 243H25L24 241H22V239H20V238L24 237L21 228L19 229L20 231L18 230V228L22 227V225H20L18 227V225L16 226V224H18L16 221H14L15 223H13L11 221L13 223V225H12L11 222H9L10 220H7L8 221L7 222V221H4V218H3V220H1ZM181 218H180L181 220H179V221L180 222L182 221L181 222L182 225H183L182 226V230L184 231V232L182 231V233H185L186 232V227L184 229H183V227L187 224V219L185 217H182V216H181ZM148 219H150L149 215H148V217L145 218V220H148ZM107 220H108V222H107ZM168 220H171V219H165V218L163 219V217H161V219L160 218L159 219L155 218V219H153V221L152 220H148V223H151V221H152V222H158L160 224L162 223V224L165 225V224H167L166 222H168L167 226L165 225V227L169 229V227L171 226L169 230H171V233H173L174 224H173L172 221L170 222ZM42 221L40 220L38 222H42ZM69 223L70 222L68 221V224ZM170 223H172V224H170ZM58 224H60L61 227ZM108 226H109L108 229L110 228L109 230L112 231V232H110V235H109L111 240H108L107 242H106V240H104L103 242L101 241L102 240L101 236H103L102 234L98 235V236H93V237H91V239H87L88 241L86 240L83 243H82V241L78 240L80 238V235L78 233L72 234L71 235V237L73 236L72 238L69 235H66L67 237L64 240L65 242L61 241L60 245H64V244H65V246L67 245L66 247L68 248V250H66V251L68 252L67 255L69 256V254H70V256H71L69 258L70 259L72 258L71 259V264H76L78 262L77 258H78L79 261H81V264L85 263L86 258H87V257H85L86 253L87 254L89 253L88 255H90V256H88V260H89L90 264H92V263L93 264H98V263L99 264H104L105 262L107 263L109 258L111 260V257H115L114 258L115 259L114 262L117 261L116 263H118V264H121V262H122V264H125V263L126 264H128V263L132 264L133 262H136V264H140V263L144 264V262H146V258L145 259L142 258V257H145L144 253L142 252V251H144V249H142V251L138 250V248L139 249L144 248L142 246H141V248L139 247L140 245L143 244V242L140 243L138 248H136L135 250L132 249L131 246H130L131 249L127 248L126 245H129L128 243L127 244L125 243V242H127L126 241L127 239L124 240L125 242L120 240L121 242L118 244L117 241H116V240L119 241V239L117 238L118 236L114 235V233L117 234L116 233L117 229L114 230V228H115L114 226H111V225H108ZM24 227H26V228L28 227L29 229L28 228L24 229ZM128 227H130V228H128ZM172 228H173V230H172ZM59 229H60V231H59ZM129 229H131V230H129ZM70 230H73V229H70ZM6 234L8 236H6ZM76 234H78V235H76ZM186 234H188V233L186 232ZM64 236H65V234H64ZM126 236L124 238H128ZM130 236H131V234H130ZM95 237L97 239H100L96 243L94 241H92V239H95ZM49 238H50V240H48ZM68 238H69V240H68ZM141 239L139 240V242L144 241V243H145V240H141ZM66 240H67V242H66ZM82 240H84V239H82ZM19 242H21V243H19ZM45 242H47V243H45ZM48 242H49V244H48ZM62 242H64V243H62ZM111 242H113V243H111ZM122 242H123V244L125 243L124 245L126 246L127 249H129V251H127L126 248H124V245L122 244ZM99 244L103 246V249L100 250V249H96L95 248L96 246H99ZM120 244H122V245H120ZM0 245H2V244L0 243ZM28 245L29 244H27V246ZM31 245H29V246H31ZM119 245L121 246L120 249H119ZM77 248H79V249H77ZM82 248H83V250H82ZM122 248H124L125 250L122 249ZM75 249L77 251H74ZM36 251H38V252H36ZM36 251L34 250V253H36V254H41L40 252L44 253L42 250L41 251L40 250H36ZM59 251H62L61 248H60ZM72 251H73V253H72ZM78 251L81 254V256L79 255ZM117 251H118V253H117ZM122 251H125L126 253L129 252V253L126 254L125 252H122ZM134 251L138 252V255H139V251H141V253H140L141 257L138 256L137 254H135ZM74 252H76V253H74ZM96 252H98V253H96ZM12 253H14V252L12 251ZM132 253H134L136 256H134V254H132ZM0 254H2V253H0ZM45 254H47V253H45ZM75 254H78V256L75 255ZM102 254H103V257L100 258V256H102ZM109 254H111V256ZM112 254H114L116 256H114ZM82 255H83V258H85V259L81 258ZM93 255H96L95 258H94ZM98 255H99V257L97 258ZM104 255H107V256H104ZM137 256H138V258H137ZM107 257H109L108 260L106 259ZM133 257H134V259H133ZM127 258L129 259L128 262H127ZM136 258H137V261H136ZM82 259L84 260V262L82 261ZM96 259H98V260L96 261ZM102 259H105V260H102ZM101 261H102V263H101ZM103 261H105V262H103ZM137 262H139V263H137ZM56 263H57V261L55 262V264Z\"/></svg>","mask_w":264,"mask_h":264},{"label":"crops","instance_id":"crops-1","mask_svg":"<svg viewBox=\"0 0 264 264\" xmlns=\"http://www.w3.org/2000/svg\"><path fill=\"white\" fill-rule=\"evenodd\" d=\"M57 1H54V4L58 3L54 5V10L62 11L64 0ZM74 1L76 6L81 4L79 10L82 11V7L89 5L92 9L83 12L92 13L97 18L94 20L93 31L89 32L83 26L88 35V52L83 54L82 62L79 60L76 44L70 46L69 43L66 45L58 43L52 38L49 30H46L45 34L42 31L40 17L43 14L52 16L54 11L52 0H0V100H5L4 104H0V135L3 134L8 142L11 140L23 143L20 140H28L41 147L59 144L69 139V109L86 98L88 88L98 80V72L92 60L90 65L95 78H86L83 72L87 55H91L92 58L89 34H104L102 36L107 41L120 30L115 24V32L110 31L108 24L101 19L114 16L117 12L116 5L109 10L100 7L99 11H94L93 9L98 7V2L111 5V0ZM140 1L147 4L150 2L135 0L134 3L139 5ZM115 2L116 0L113 4ZM206 2L201 8L200 17L193 13L185 17L184 23L187 27L194 24L197 28H206L214 18L213 9L219 12V17L226 19L220 20V27L224 28V33H219L215 38L216 44L220 46L212 56L214 61L205 64L217 65L221 52L231 51L235 61L233 65L237 68L238 75L243 78H264V27L258 32L250 22L252 16L255 19L257 13L264 11V0H206ZM59 3L62 4L60 10L56 7ZM156 3L159 17L162 7L160 0H156ZM145 11H149L148 6L140 15L135 14L136 21L141 23L142 19L155 17V25L158 26L159 19L156 16H146ZM207 13L212 17L209 18ZM104 27L109 30H104ZM146 34L148 41L150 37L148 33ZM143 35L144 32L142 42L145 41ZM204 50L205 48L203 50L201 48L199 52L203 55ZM156 51L159 63L161 53L157 41ZM246 68H251L252 73L248 74ZM214 77L202 75L197 78ZM250 99L248 111L259 118L264 116V94ZM254 142L256 148L244 182L239 212L250 234L260 237L264 236V162L259 160L257 153L259 151L264 156V137L258 133ZM236 213L246 231L238 209Z\"/></svg>","mask_w":264,"mask_h":264},{"label":"built area","instance_id":"built-area-1","mask_svg":"<svg viewBox=\"0 0 264 264\" xmlns=\"http://www.w3.org/2000/svg\"><path fill=\"white\" fill-rule=\"evenodd\" d=\"M258 16L261 20H264V11H262L261 13H258Z\"/></svg>","mask_w":264,"mask_h":264}]
</instances>
